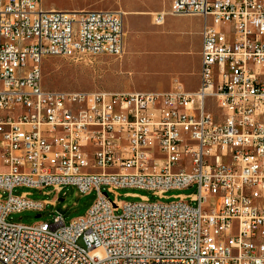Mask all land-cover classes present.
<instances>
[{"label": "built area", "instance_id": "2783aa9c", "mask_svg": "<svg viewBox=\"0 0 264 264\" xmlns=\"http://www.w3.org/2000/svg\"><path fill=\"white\" fill-rule=\"evenodd\" d=\"M170 12L204 18L198 90H47V57L123 56L125 12L0 0V264H264V0H171ZM70 185L96 191L84 216L8 219L57 203L15 188ZM191 187L169 202L117 192Z\"/></svg>", "mask_w": 264, "mask_h": 264}, {"label": "rangeland", "instance_id": "374dc122", "mask_svg": "<svg viewBox=\"0 0 264 264\" xmlns=\"http://www.w3.org/2000/svg\"><path fill=\"white\" fill-rule=\"evenodd\" d=\"M170 0H43V7L50 9L55 7L57 9H119L124 12L133 10L141 14L126 15L125 13V30L130 31L129 35L125 37L127 45L133 44V38L136 36V31L142 28L148 29L150 20L154 15L149 14L152 10H161L168 6ZM145 11V12H141ZM149 12V13H148ZM169 21L173 18L167 17ZM155 23V21H154ZM143 25V26H141ZM107 55H100L97 57H87L80 60L67 57H47L42 62L43 72V86L47 90H62V91H85L95 92L103 90L101 88L102 78L99 72H106ZM115 59V57H113ZM98 74V80H96ZM136 84L139 89L150 91L155 89V84L162 81L164 76L159 71L154 73L151 79H143L141 72L136 73ZM104 81V79H103ZM154 86V87H153ZM208 112L214 115L217 121L222 120V113L216 108L212 99L207 102ZM195 187L183 190H170L165 196L169 199H160L153 195L151 191L137 188H120L117 190L118 199L123 202H138L141 200L140 196H146L151 201H174L173 196L181 194H190L196 192ZM2 191L0 190V193ZM28 192L34 200H57L56 205L48 204L43 212L35 210H25L19 213L11 214L8 219L17 222L31 224L43 220H51L53 213L61 211L65 215L67 223L84 216L89 208L96 200V191L83 194L76 186H66L60 193L53 190V187H47L43 190L31 187H17L14 189L15 194ZM130 194H137L133 197ZM4 195H6L4 193ZM111 200L115 199V194L110 193ZM121 212V211H120ZM82 244V242H80Z\"/></svg>", "mask_w": 264, "mask_h": 264}, {"label": "crops", "instance_id": "0c3cea01", "mask_svg": "<svg viewBox=\"0 0 264 264\" xmlns=\"http://www.w3.org/2000/svg\"><path fill=\"white\" fill-rule=\"evenodd\" d=\"M170 5L171 0L166 8L148 12L152 15L165 13L162 24L154 23L155 18H152L148 29L142 28L141 34L140 30L136 31L133 44L130 43L129 46L125 40L123 56L107 58L106 72H99L102 78L101 88L104 91L164 92L171 90L176 81L180 82L186 91L198 90L201 83L204 18L198 15H173ZM126 13L141 14L133 10ZM168 16L173 20L169 21ZM130 31L125 30V37ZM158 71L164 78L155 84L156 87L153 86L155 89H139L136 73L141 72L143 79H151Z\"/></svg>", "mask_w": 264, "mask_h": 264}, {"label": "bare ground", "instance_id": "6f19581e", "mask_svg": "<svg viewBox=\"0 0 264 264\" xmlns=\"http://www.w3.org/2000/svg\"><path fill=\"white\" fill-rule=\"evenodd\" d=\"M142 12H144V11H142ZM126 14H129V13H126ZM134 14H136V13H134ZM155 15L156 14H154V16ZM141 26H143V25H141ZM107 214H109V216H117V209L115 207H107Z\"/></svg>", "mask_w": 264, "mask_h": 264}]
</instances>
